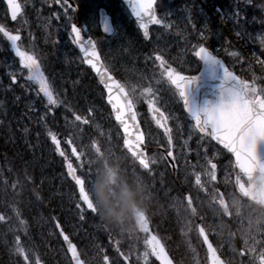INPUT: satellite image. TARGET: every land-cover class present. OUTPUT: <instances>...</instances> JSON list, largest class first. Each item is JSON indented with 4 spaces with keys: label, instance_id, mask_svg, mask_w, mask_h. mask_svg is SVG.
Listing matches in <instances>:
<instances>
[{
    "label": "rangeland",
    "instance_id": "obj_1",
    "mask_svg": "<svg viewBox=\"0 0 264 264\" xmlns=\"http://www.w3.org/2000/svg\"><path fill=\"white\" fill-rule=\"evenodd\" d=\"M95 1L97 2H92V0H87L85 2L84 31L86 34L97 33L96 27H98V9L95 8L96 5L99 4V6L101 5L104 8L108 6L109 9L112 10V0ZM177 1L178 0L159 1L158 9L160 11V16L165 18V23L170 24V27L167 29L165 28L166 31L164 30L162 33L156 30L153 31V47L155 49L159 48L160 53H164L177 70L186 73H193L194 71H197L198 68V63L194 59L193 55L194 48L199 45H203L202 43L206 42H209L210 45H215L213 47L214 49H224L225 46L226 51H228L229 62L232 63V66L237 68L240 74L243 76L246 75L249 78H254L252 72L255 73L256 69L253 67V64L248 63L246 60L244 61L242 56L237 51L230 49L228 41H222V39H225V36L222 35L221 37L219 34H216L210 30L207 17L201 11H199L198 6L195 7L194 0L187 1L189 8L186 9H182L184 6L183 3L176 5ZM24 2H26L28 8L25 9V12L20 17L19 21L17 22V26L12 28L6 26L5 24L6 16L0 1V26L7 27L8 31L13 35H15L14 32L19 29V26H24L27 23H31L32 19H34L36 23L35 31L41 32V34H43L42 38L46 40L47 43H49L47 40L48 30H53L52 32L59 31L61 34V31H64V28H69L71 21L73 20L72 10L70 8L67 9V14H65L67 6L62 5V3H57L54 0H24ZM34 3H36V6H34ZM263 7L264 5H261V8ZM192 11L198 13V22L201 24L200 26L195 25V28H193L192 24L187 22V17L189 15L191 16V19L194 18V16L191 15ZM262 11L263 9H257L256 6L252 13L260 14ZM112 17L117 33L119 31L118 35L116 34L115 37L109 40L101 37L100 40L101 42L105 43V46L109 45L110 51H112L114 55L111 56L107 54L110 67L119 73L120 76L125 80L126 85L129 87V90L132 93V96L135 98L134 103L136 107H138V110H140V120L145 131L147 146L148 148H151L150 150H152L149 156L150 163L151 161H155V163H151L154 172H157L159 175H163L164 173L170 175L166 168L167 162L164 154H161L158 150H156L157 147L163 148L166 150L167 154L169 145L168 141H166L165 137L161 134L160 130L154 124L150 116L149 104L159 108L163 112L166 120L168 121V128L171 130V150L173 151L174 158H170L174 163L175 174L177 175V177H174V180L178 183L179 180H181L182 184L187 186L191 194L196 193L197 199L200 200L202 204L204 202L206 204L209 203L210 210H212V216L219 214L217 207L214 204V201L218 199L217 190L219 189H217V186L219 185L223 186L224 191L228 192L226 197H229V201L232 203L231 208L235 212L252 211L253 208L243 203L237 192L232 188L234 186L233 183L236 181V172L232 163L224 156V154H221L220 150L216 149L212 145L207 136L198 134L193 129L192 122L180 112V104L178 102L177 96L168 85V82L165 80L163 71L151 61V58L148 55H143L141 59L140 51L135 53L134 49L131 51V49L128 47L129 44L135 43L136 41L128 34L129 21L126 12L116 8V12ZM169 18L172 19V22L168 20ZM170 29L172 30V34L168 33ZM123 32L126 34L125 42L120 40V37L124 36L121 35ZM16 33L21 37V40L18 42V44L21 50L25 51L23 46L26 47L28 44H32L30 41H28V38L24 37V35H21V33L18 31ZM67 33L69 35V29ZM206 33L210 34L206 37V39L202 38ZM2 36L3 34L0 33V41L2 40ZM170 36H172L170 40L171 44H169L167 41V39H170ZM55 37H57V34ZM199 40H201L202 43L199 44ZM220 40L224 44L222 42L219 43ZM6 41L11 46L10 41ZM55 45L59 50H61L62 53L67 56L68 59L70 58L71 62L75 63L73 70H71L70 65H66V67L63 66V69H67V72H64V74L66 73V75L68 74V77L74 78L76 85L77 82L79 84V80L85 78L86 74L84 73V70L80 69L77 63V58L71 51L72 48L70 47L72 45L70 43L69 37H67L65 40L58 38L55 41ZM68 45L70 47H68ZM12 51L13 53L9 54V56H11L10 59H15L16 55L13 49ZM115 52H117V56H115ZM233 53H235V55H233ZM57 59V56L54 57L51 65L54 70L59 71V68L61 67V60ZM142 62L145 64L144 67L140 66ZM1 66L2 61L0 55V67ZM7 66H11V64H8ZM9 70L10 69L6 71L5 76L10 74ZM27 75L28 73H20V77L25 85L30 83V81L26 80ZM251 85L257 89V93L261 94L263 90L262 86H259L258 83L255 82H252ZM149 87L152 89V93H147L144 91ZM5 90L8 89L4 88L0 80V92L5 94ZM87 96H89V98L92 100L89 102V109H85L82 106L83 99L82 95L80 94L74 95L73 93V101L71 100L65 104H68V107L66 108L72 113V117H67L65 120V127L68 130L67 136L64 138L59 136L57 138L61 141L60 147L61 150L65 152L68 162L73 164L77 170V174L85 180V188L92 204L96 209V213L89 211L87 207L83 205L82 201H80L79 191L76 185L72 187L70 192L66 190L65 193H62L61 195L58 194L59 197L62 198V203L65 205H67V202H69L68 206H70V203L73 201V210H75L73 216L75 219H77V223L72 228L68 227V232L75 239L78 238L80 233L77 244H81L84 241V238L81 240L83 237V227H90L88 223L90 221V215H93V219L95 218L97 222L102 221L104 224V227L99 230L100 235L111 232L110 227L115 226L117 222L121 227L132 223L135 229L134 232L132 231L131 235L136 234L137 232V234L143 236L144 232L146 231V227L145 218L142 211H134L131 209L126 212V215L123 213L125 201L128 195L134 194L137 191L138 184L134 177L135 175H138L141 170L137 167H132L134 170L125 167L130 166V163L129 158L123 153L122 150L119 149L118 146V144L121 142V135L117 131V128L114 126V124H112L104 114V108L99 105L97 96L96 98L94 97L95 93L89 90V94ZM57 97L59 99L58 95ZM15 98L11 97L10 99L13 100ZM61 101H63V98ZM63 104L64 102H61V105ZM5 105L7 104L0 103V106ZM8 105L9 106H6L7 110L11 108L15 109L17 107L22 108L23 111L26 112L25 115L28 117V120L26 121V127H28L30 131L37 132L40 135V138L36 140L34 146H27L28 150H36L38 152V156L34 164L38 174L42 173L43 171H49L51 169L58 168V163L61 159L63 160L65 165V173H53V181L57 185V189L59 191L62 189V186L65 185L63 184L65 180L62 176H67L68 174L65 157L60 156L56 152L55 146L51 143V139L48 136L49 131H52L56 134V130L52 126L51 120L49 119L51 112L45 108V105H41L39 107L32 105L18 106L12 103H9ZM77 106L80 111L79 113L77 110H75ZM42 115L45 117L43 120L40 119ZM76 115L81 117L80 121L75 119ZM84 121H87V123H84ZM19 124L20 123L18 121L12 123V128L14 126L13 130H17ZM17 132L19 134V138L23 139L27 134V131L21 129V127H19ZM74 148L77 150V153L80 154L79 160H77V157L72 154ZM97 148H99V152H97ZM40 154L43 155L44 159L48 158V161L43 160ZM33 156L35 157V155L32 153V158H34ZM216 159L219 161V164L216 163ZM50 163L52 164L51 168L49 167ZM105 164H108L110 170L107 172L104 168L103 171H99V168L104 167ZM211 164L216 165L215 180H212L208 175V173L212 171V168L210 167ZM121 166L125 167L124 173L126 174V177L120 178L118 180V168H121ZM119 172H121V170ZM109 173L111 174L109 175ZM197 175H199L201 179V183L199 185L196 184ZM67 178L69 177L67 176ZM38 181L39 183L44 181L43 174L41 178L39 176ZM5 185L0 179V203L2 204V207H0V215L6 217L5 220L0 221V240L2 242H7L8 239L6 238L8 237L10 241L14 243L17 237L20 238L22 225L20 223V221H22L20 215L27 213L28 210L24 207V204H20L21 199L19 196L21 193L19 188L15 186V184H10L8 182V190L12 194V196H8L7 185ZM98 185L106 186L105 191L108 196V207L112 213V216L109 219L102 218L100 212L98 211L99 202L96 196V189ZM232 190L233 192H231ZM45 191H47L49 194L53 193L52 191H49V189H46ZM69 193H71L70 198ZM58 195L53 193L52 197L54 202H57L56 199L58 198ZM75 197L78 199L75 200ZM78 203L81 204V208H77ZM35 204H38V198L36 196H34L32 206ZM45 206L48 207V205ZM81 209H83V211ZM170 211H172L171 208ZM201 215L204 222H208L209 220L211 223L216 222L215 226L213 227V231L215 232L216 237H218L219 231L221 230L219 225L222 224H218L216 218L209 216L206 213ZM172 216H174L176 220H179V215L175 213V211L172 212ZM81 217H83V219ZM95 228L96 225L93 227V230ZM239 236L241 237L240 233ZM106 237L109 238L110 235H107ZM163 237L167 236L163 235ZM146 238L147 237L145 236L141 238L139 237L140 241L138 246H136L137 242L133 239L130 244V248L132 249L128 250L124 255V260L126 262L130 264H147L146 262L149 261L151 257L156 256V252L147 245ZM224 238L225 245L220 246V251L226 256V260L229 261L230 264L237 263L238 259H241L243 252H247L248 255H250L249 258L252 259V251H250V248H234L232 237L224 236ZM185 239H190L188 232L185 234ZM10 241H8V243H10ZM34 242L35 244L28 241H24V244L22 243V245L26 247V250L30 254L32 264H35L37 260L43 261L44 264H47L46 260H48V262H52L50 264H68L67 261H64L63 257H60L62 259V262L60 263H58V261L55 263L54 261L55 259L57 260L56 257L62 253H60V246L58 243L54 241L52 242V248L54 252L53 254L49 255L48 251L45 250V246H48V244H42L38 241ZM112 242L113 241L110 239H107L106 241L108 244H111ZM114 243L116 242L114 241ZM243 243H245V241ZM190 245L192 244L179 241L177 251H180L181 254L183 252L188 253L192 249V246ZM168 247H172L171 244H168ZM12 249L14 251V245H12ZM14 254L15 255L9 256V263L6 264H24L23 258L15 252ZM198 255L199 257L201 256L200 253ZM17 256L20 257L21 260ZM145 256H147V259H145ZM189 256L193 259H196L197 257L193 256L192 254H189ZM192 261L194 263V260Z\"/></svg>",
    "mask_w": 264,
    "mask_h": 264
},
{
    "label": "snow or ice",
    "instance_id": "obj_2",
    "mask_svg": "<svg viewBox=\"0 0 264 264\" xmlns=\"http://www.w3.org/2000/svg\"><path fill=\"white\" fill-rule=\"evenodd\" d=\"M158 2L159 0H136V3L133 5L132 11L138 19H140L142 15L146 16L151 24L163 26L167 29L170 27V24L165 23L164 17H158L156 15L154 5ZM7 3L11 18L15 21L18 17V14L21 13L22 7L17 2V0H7ZM57 3H62V5L67 6L65 14H67V9L69 8H71L73 11L76 10L72 8L69 0H57ZM236 3L238 5L244 6L247 4H251L252 0H236ZM221 20L225 21V17L222 16ZM187 22L192 24L193 28H195V24L192 21L190 15L187 17ZM232 22L234 26H238L241 29V31H238L236 34L238 36L242 35L243 25L247 23V21L245 20V16L243 15L240 7H237L233 11ZM139 27L141 30H143V34L147 39L149 36L147 25L141 22ZM0 33H2L3 36L10 41L11 48L14 50L15 55L19 58L21 70H27L28 75L26 77V80L39 85L38 95L42 93L43 98L46 100L45 108H47L48 111H51L53 107L58 106L60 101L57 97L56 91L49 79L44 75L43 71H41V65L38 61V58L34 54H30L26 51L21 50L18 44V42L21 40L20 35L11 34L3 26H0ZM81 33L82 30L78 28L75 23H72L70 37L74 35L73 43L77 44L80 50L85 54V59L83 62L91 66L93 71H95L99 76L100 82L109 92L108 102L112 105V108L114 110L115 120L123 127L125 132V147L131 153V155L136 160H138L140 166H142L144 169H149L150 158L147 157L141 149V145L143 144V137H136L137 144L135 150L133 148V142L128 138L129 126L126 119V110L129 114H131V119L133 121L136 119L135 114L131 113V109L133 107L131 102L127 104H121L118 100H116V102H113L114 99H116L112 96L113 88H118L120 92L123 93V86L116 84L114 81L111 84L109 83V81L112 80V77L108 75L107 69H105L103 72L101 71L104 66L99 63L100 56L97 51L96 43L91 39H88L86 43L87 45H89V47L85 48L84 42H82L81 39ZM194 54L200 60H212L214 63H220L224 72V81L230 82L232 85L230 88L225 89L227 98L222 95L221 100L218 104L210 108L203 109L201 114L200 112H196L190 108L186 97V88L189 83L193 82L196 79V77L174 74V71L169 69L167 72L168 79L170 80L171 84L175 86L186 111H188L195 119L196 128L202 133L207 132L210 128L211 132L208 134L211 135L212 139L222 144L224 148L228 149L235 155L237 164L242 170L248 169L257 163V141L264 140V94L257 95V89L254 86L245 84L244 81L238 80L206 47L200 46ZM233 55H235V53H233ZM156 61H159L161 66L164 65V60L159 54L156 55L153 63H155ZM10 79L13 85L17 83V76L14 73L10 74ZM21 87H25V85H21ZM144 91L147 93H152V89L150 87L146 88ZM262 92H264V90H262ZM17 99H19V97H17ZM125 99H127V97H125ZM149 108L152 109L151 104H149ZM156 111L159 110L156 109ZM44 118L45 117L43 115L40 117L41 120H43ZM75 119L77 121H80L81 117L79 115H76ZM84 123H87V121H84ZM132 127L135 128L137 126L132 125ZM25 131H27V129H25ZM164 133L168 137L169 150L167 151V156L174 158L173 151L171 150V130L167 127H164ZM48 136L51 139V143L55 146L56 152L60 156L65 157L67 174L69 178L74 181L76 187L78 188L80 201H82L83 205H85L89 211H91L92 213H96V209L91 202L88 192L86 191L85 180L77 174V170L73 166V164L71 162H68V159L65 156V152L61 150V141L52 131L48 132ZM96 150L97 152L100 151L99 148H97ZM72 154L77 157V160L80 159V154L77 153V150L75 148L73 149ZM151 163H155V161H151ZM211 168L212 171L209 172L208 175L212 180H215L216 165L212 164ZM200 183V176L197 175L196 184L199 185ZM77 208H81V204L78 203ZM81 210L83 211V209ZM81 218L83 219V217ZM3 220H5V217L3 215H0V221ZM20 223L23 224L24 222L20 221ZM57 228H60L59 224H57ZM201 233L204 237V243L208 244V248L212 252V245L208 243V238L205 235L203 228H201ZM60 234L67 244V252L71 254L70 264H83V262L80 260L77 248L70 241L69 236L63 232V229H61ZM161 249L163 248L161 247ZM250 251H256V249L252 248L250 249ZM14 252L23 258L24 264H32L30 254L26 250V247L22 245L19 237H17L16 241L14 242ZM157 258L159 259L158 256ZM107 259L108 258L105 257L106 261ZM145 259H147V256H145ZM259 260L260 264H264V250L260 251ZM35 264H40V261L37 260Z\"/></svg>",
    "mask_w": 264,
    "mask_h": 264
},
{
    "label": "trees",
    "instance_id": "obj_3",
    "mask_svg": "<svg viewBox=\"0 0 264 264\" xmlns=\"http://www.w3.org/2000/svg\"><path fill=\"white\" fill-rule=\"evenodd\" d=\"M74 3L78 8L83 6L87 0H73ZM264 0H252L253 4H259V2H263ZM92 2H97L95 0H92ZM205 9L207 12L215 16V24H214V31L218 34H220L222 31L227 32L228 34L235 35L231 40L234 44H237L241 51L246 54L252 62H259L264 66V39L257 34H253V31H248L247 29L242 31V38L239 42L238 38L236 37V34L234 32H230V29L228 26L224 25V21L221 20V16L218 13H214L213 10L215 8L209 7L203 3ZM120 4L117 0L111 1V7L112 10L108 8L110 13H112L116 8H119ZM108 7V6H107ZM129 29V36H131L136 42L129 44L128 47L131 49V51L137 53L138 51L143 49H147L149 51H155L152 47L151 43L148 45H145L142 43L140 36L137 32V30L134 28V25L131 21H129L128 25ZM261 31V30H260ZM121 35H124L123 37H120L121 41H126V34L125 32L121 33ZM51 36V35H49ZM256 36L259 38H256ZM132 39V40H133ZM56 38H51L52 46L50 47V53L49 55L54 58L57 56V60H61V67L59 68V71H55L53 74H51V77L53 79V84L56 89V91H59V84L66 92V103L69 101H73V93L74 95H82V106L86 109H89V102L92 101L89 96V90L93 91L95 93V98L97 96V100L99 101V105H101L104 108V114L107 116V118L110 120L109 112L107 111V108L103 104V94L98 87V85L95 82V79L89 71L85 70L84 73L86 74V77L79 80V84L77 82V85L75 84L74 78L68 77V74L61 73V70L63 69V66L66 67V65L75 66L74 62L70 61V58L68 59L67 56L61 52L57 48L55 44ZM134 42V41H133ZM59 53V54H58ZM133 54V52H132ZM105 58V56L103 55ZM79 63V62H77ZM80 65V63H79ZM81 66V65H80ZM62 82L65 83V87ZM71 103V102H70ZM73 104V103H72ZM67 105H58L52 108L51 113V123L52 126L56 130L57 137L62 136L63 138L67 136V129L65 127V118L72 117V113L68 111L66 108ZM74 109V108H73ZM77 112L79 113L78 106L76 107ZM111 121V120H110ZM40 138V135L37 132H27L25 138H19L17 137V140L15 141V138L13 137L12 133L8 128H6V124L2 125L1 131H0V179L2 183L7 185V195L12 196V194L9 192V185L15 184L19 188V191L21 193L20 197V204L28 210L27 213H23L20 215L21 220L24 222L21 225V233H20V239L25 240L28 242H31L35 244L34 241H38L42 244H48V246H45V250L48 251L49 255L53 254L54 250L52 248V242H56L60 246V253L55 259V263L58 261V263L62 262V259L60 257L64 258V261L68 262V259L65 253L63 252L61 248V242L59 238L57 237L56 231L54 229L55 224H59L61 228L64 231L68 232V227H74L76 224V220L73 216L72 211V203H70V206L63 204L59 195L62 193H65V190H68V192L72 189L74 186L73 183L67 178V176H62L64 178V186L61 190L58 191L57 185L53 181L54 174L53 173H65L64 170V163L61 159L58 163V168L51 169L49 171H43L42 173L38 174V171L35 169L34 164L36 162V158L38 156V152L36 150H28L27 146L32 145L34 146L36 140ZM25 142V143H24ZM16 150H14V149ZM32 153L35 155L34 158H32ZM41 158L43 160L48 161V158L44 159L43 155L40 154ZM55 162V161H53ZM51 163L49 164V167L51 168ZM42 174L44 176V181L42 183H39V176L42 177ZM163 176V175H162ZM163 196H167L168 192L171 188V184L167 183L166 181L171 180L172 176L168 175L167 177H163ZM5 185V186H6ZM46 189H49V191H52L55 194H59L58 198L56 199L57 202L53 201V193H48L45 191ZM34 196L38 198V204H35L32 206V202L34 200ZM163 204L165 203V200L161 201ZM1 205V203H0ZM45 205H48L46 207ZM165 205V204H164ZM165 207V206H164ZM162 211H164V208H162ZM171 219L169 220V225H166V229L169 230L171 227ZM96 227L98 229H102L104 225L101 223H96ZM87 234L84 236V241L80 244H78V248L80 250V254L84 259L85 264H122L118 259V252L117 250H114L111 247H104V245L98 243L100 240L105 241V239L101 238V235L99 232H89L86 231ZM7 234V233H6ZM48 235V236H47ZM100 235V236H99ZM1 238V236H0ZM7 242H2L0 240V264H6L8 261V254L11 251L12 243L10 239L7 237ZM74 241H76L75 238H73ZM10 241V243H8ZM197 241V238H195V242ZM98 243V244H96ZM198 246V245H197ZM196 246V250L194 251V254L197 256L199 253H202V249ZM169 254L172 256L174 261H177L175 256L173 255L172 250L167 247ZM105 257H107V261L105 260ZM201 258V256H200ZM112 259L114 261H112ZM47 264H50L52 262H48L46 260ZM69 264V262H68ZM149 264H156L154 259H149Z\"/></svg>",
    "mask_w": 264,
    "mask_h": 264
},
{
    "label": "water",
    "instance_id": "obj_4",
    "mask_svg": "<svg viewBox=\"0 0 264 264\" xmlns=\"http://www.w3.org/2000/svg\"><path fill=\"white\" fill-rule=\"evenodd\" d=\"M120 1H122L125 4V6L128 9L130 15L132 16L133 20L135 21L138 29L140 30V33H141L142 37L144 38V40L148 41L150 35L148 36L147 39L145 38V36L143 34V30H141L140 27H139L140 23L141 22L145 23L147 25L148 31H149V28L151 26H159V25L151 24L148 21V18L146 16L142 15V17L140 19H138L133 14L132 8H133V5L136 3V0H131V2H130V0H120ZM4 2L6 4L7 10H8V16H9L10 20L14 21L11 18V14L9 12L7 0H4ZM76 25L79 28V23H77ZM100 27H101L102 32L106 36H110L112 34V32H113V27L111 25L110 17L104 11L100 12ZM72 36H73V39H74V35H72ZM81 39H82V42H84L85 48H88L89 45H87L86 41L88 39H90V38H84L82 33H81ZM75 45H76V47L78 48V50L80 52L82 61H84L85 54L80 50V48H79V46L77 44H75ZM198 60L201 62V69H200L198 74L194 75V77H196V79L193 82L188 84V86L186 88V97H187V100H188L190 108L192 110H194L196 112H200L202 114V110L203 109L210 108V107L215 106L216 104H218L220 102V100H221L222 95L225 98H227L225 89L230 88L232 85H231L230 82L224 81V72H223V68L221 67L220 63H214L212 60H200V59H198ZM99 63L103 65L101 59H100ZM222 64L224 65L223 62H222ZM84 65L91 70V72L95 76L96 80L98 81L99 85L102 87V89L104 91V94H105V102H106V104L108 105V107L110 109V112H111V115H112V118H113L115 124L118 126V128H119V130H120V132L122 134L123 147L131 155V153L127 150V148L124 145V138H125L124 129L115 120L114 110L112 108V105L108 102L109 92L105 89L104 85L100 82L99 76L97 75V73L95 71H93L91 66L86 64V63H84ZM224 67L226 68L225 65H224ZM105 69L106 68L104 67V68L101 69V71L103 72ZM169 69H171V68L168 67L167 68V72H168ZM230 73H232V72H230ZM174 74H178V73L174 72ZM108 75H110L109 72H108ZM179 75H182V74H179ZM110 76L112 77V80L109 81L110 84L113 81L116 84H119L114 79V77L112 75H110ZM184 76H186V75H184ZM173 87L175 88V86H173ZM112 96L116 98V99H114L113 102H116V100H118L121 104H127V103L131 102L130 98L127 95V93L125 92V90H124L123 93H121L118 88H113ZM125 97H127V99H125ZM182 105H183V103H182ZM183 110L189 116H191V114L188 111H186L184 105H183ZM131 113L135 114L136 119L134 121L131 119V114H129L127 112V110H126V119L128 121V126H129L128 138L133 142V148L135 150L136 144H137L136 137L137 136H142L143 137V144L141 145V149L144 152V154L147 156L146 149H145V146H144V135L142 133L139 121H138L137 116H136V112H135L133 107L131 109ZM154 116H155V119H156L157 123L159 121L158 125L164 131V127H166V125L163 122L162 118H159V115L156 114V113H154ZM132 125H136L137 127L133 128ZM209 130L211 132L210 128H209ZM210 137H211V135H210ZM211 139H212V137H211ZM213 141L216 144H218L220 147L224 148L222 144L218 143L215 140H213ZM224 149H226V148H224ZM226 150L233 157L234 164H235V167H236L237 171L239 173H242V175H244L245 179L247 180V183H248L247 187H245L243 184H239V189H240L241 193L246 198H248L249 200L255 201V202H259V203H261L264 206V140H258L257 144H256L257 163L255 165L251 166L250 168L245 169V170H242L238 166L236 158H235V155L232 152H230L228 149H226ZM136 161L138 162V160H136ZM190 209L192 210V207H190ZM60 231H61V228H57L58 235H59V237H60V239H61V241H62V243L64 245L65 251H66V253H67V255H68V257H69V259L71 261V254L67 252V244L63 240V237L61 236ZM200 234H201V237H202V240H203V243H204V237H203V235L201 233V229H200ZM208 243L210 244L209 241H208ZM204 245H205V248L207 250L208 264H223L222 261L217 256L216 252L214 251V248L212 247L213 251L211 252V250L208 248V244L204 243ZM156 246H157V253H158L157 256L159 257V259L156 257L157 263L158 264H174L158 240H156ZM161 247L163 249H161ZM79 257H80V255H79ZM80 260H81V258H80Z\"/></svg>",
    "mask_w": 264,
    "mask_h": 264
},
{
    "label": "flooded vegetation",
    "instance_id": "obj_5",
    "mask_svg": "<svg viewBox=\"0 0 264 264\" xmlns=\"http://www.w3.org/2000/svg\"><path fill=\"white\" fill-rule=\"evenodd\" d=\"M237 7H234V9H236ZM6 38V37H5ZM7 39V38H6ZM8 40V39H7ZM9 43H7L6 40H3L2 44L0 45L3 48H8ZM9 70V72H20L21 70V64L18 65L17 63L13 66H6V67H2L1 70ZM26 72L27 70L24 69ZM28 73V72H27ZM10 80V78H9ZM18 81V79H17ZM18 83V82H17ZM17 91V90H15ZM18 92L21 93V98H20V103L23 105H27L30 104V102L32 101V95L28 94V88L27 87H21L18 89ZM216 163L219 164V161H217V159L215 160ZM242 178V177H241ZM200 193V192H198ZM217 194L220 197H223V192L220 190H217ZM225 198V197H224ZM226 199V198H225ZM193 205L196 208L197 212L199 213V215L206 213L209 216H212V210H210V206L209 203H201L200 200L197 199L196 193H194L193 198ZM200 202V203H199ZM227 204H228V209H230V212L227 214H223L221 210V204L219 203L218 199L214 201V204L217 207V211L219 214L213 215L212 217L217 219L218 224H228V223H232L235 225V227L240 230V235L241 237L239 238L241 241L240 243H243L245 239H247V236L243 233L244 231V227L247 226V228L249 227V222L252 225L253 228V241H252V248H255L256 251L254 253V255L257 257V260L260 264V260H259V253L261 250H264V210L259 209L258 205H254L252 204V211L248 212H243V211H238L235 212L234 210H231V205L232 203L228 200H226ZM227 208V206H226ZM202 216V215H201ZM216 221V220H215ZM213 225L216 224L212 223ZM212 225V226H213ZM242 229V230H241ZM149 245H151V243H149L150 241H147Z\"/></svg>",
    "mask_w": 264,
    "mask_h": 264
},
{
    "label": "clouds",
    "instance_id": "obj_6",
    "mask_svg": "<svg viewBox=\"0 0 264 264\" xmlns=\"http://www.w3.org/2000/svg\"><path fill=\"white\" fill-rule=\"evenodd\" d=\"M105 185H98L96 189V196L99 202L98 211L104 219H109L112 216L111 210L108 208V196L105 191Z\"/></svg>",
    "mask_w": 264,
    "mask_h": 264
},
{
    "label": "bare ground",
    "instance_id": "obj_7",
    "mask_svg": "<svg viewBox=\"0 0 264 264\" xmlns=\"http://www.w3.org/2000/svg\"><path fill=\"white\" fill-rule=\"evenodd\" d=\"M120 178H125L126 177V175H125V173L123 174V175H121V176H119Z\"/></svg>",
    "mask_w": 264,
    "mask_h": 264
}]
</instances>
